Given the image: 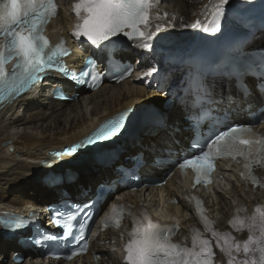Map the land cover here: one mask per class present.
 <instances>
[{
  "label": "snow or ice",
  "instance_id": "snow-or-ice-1",
  "mask_svg": "<svg viewBox=\"0 0 264 264\" xmlns=\"http://www.w3.org/2000/svg\"><path fill=\"white\" fill-rule=\"evenodd\" d=\"M228 4L229 0H219L214 5L210 26H203L204 31L215 33L220 30L225 5ZM153 6L154 0H76L73 10L82 23L75 26L73 35L78 39L85 37L94 47L106 46V42L114 43L113 38L123 35L129 40L141 41L140 47L149 49L160 26L157 25L155 31L149 32L142 30L141 26L149 27V10ZM56 13L55 0H0V37H3L0 40V101L26 91L46 70H56L77 83L87 82L85 78L89 77L95 80L99 75L94 61H90L79 73L64 65L61 58L68 50L63 48V42L53 46L44 35L45 25ZM199 24L197 21L191 27L196 28ZM13 58L16 63L9 73L6 64ZM123 120L124 116L121 115L119 119L102 123L86 138V142L93 144L116 135L123 127ZM81 146L74 144L66 148L65 152L72 154ZM55 155L59 156L60 153ZM225 155H240L245 161L255 158L258 163L264 164V135L254 133L247 126L230 127L215 134L214 138H210L199 148L197 155L185 159L180 167L184 169L191 166L196 172V182L199 183L201 178L210 175L213 162ZM245 169L249 170L250 175L248 163H245ZM241 175L245 176V173L242 172ZM251 178L256 182L254 176ZM197 211L199 214V209ZM54 214L58 218L57 222H60L61 213L57 210ZM122 214V206H114L109 219L119 227ZM72 218L69 215L67 221ZM201 219L207 228L210 222L206 217L202 216ZM230 223H234L237 230L246 228L249 232L248 239L243 242L235 241L231 233H219L209 228L217 238L218 246L221 239L224 241L221 251L229 257L228 264H233V249L239 253L241 248L245 258L238 260L237 264H264V208L257 206L253 215L246 218L237 216ZM133 224L125 245V264H209L208 257L213 255L210 242L198 230L192 229L194 235L192 247L189 248L172 242L174 229L153 222L146 212L141 218L133 216ZM65 226L68 227V224Z\"/></svg>",
  "mask_w": 264,
  "mask_h": 264
},
{
  "label": "bare ground",
  "instance_id": "bare-ground-1",
  "mask_svg": "<svg viewBox=\"0 0 264 264\" xmlns=\"http://www.w3.org/2000/svg\"><path fill=\"white\" fill-rule=\"evenodd\" d=\"M234 0H229V3ZM172 9L168 6L163 8L164 12L172 10L171 15L166 19H173V15H183L188 18L189 15H198L195 20L209 11L207 6L218 3L219 0H170ZM155 15H159L156 13ZM175 16V17H176ZM189 19V18H188ZM177 21V20H174ZM61 31H65L68 27L65 11L62 18L59 17L57 22ZM155 31V30H154ZM264 33L261 38L253 40L248 47L257 46L262 42ZM71 47H75L73 42L69 43ZM133 52L142 54L146 59L155 62L156 56L160 57L155 51L149 52L142 50L135 42H128L124 45L119 53L125 58H132ZM85 54L82 51L74 49L72 55L68 59L71 67H79L76 61ZM139 59H136L138 62ZM144 62L140 63L139 70L135 71L129 79L120 84H103L96 92L85 93L79 99L73 102H56L49 99L47 88L44 84H40L34 93L25 95L18 99L9 107L0 109V212L24 213L28 211H38L42 217V209L51 202H56L60 196L61 189L67 190L72 198L78 194L79 186L86 188L91 185L92 188L105 177H114L113 170L118 164L124 163V157L135 154L137 151L149 153L156 149L160 140H164L161 136L167 134L165 129L143 130L136 138L129 141L124 152L119 156L115 164L108 166L105 163H97L81 173L77 174L73 182H65L56 184H47L43 181L31 178V176L42 169V161H53L48 156L49 149H57L63 145L69 144L80 139L101 119L111 114L127 108L135 107L136 104L146 99H156L157 92L153 88L144 86L141 79H149L148 69L152 64L144 66ZM174 74H169V78ZM60 82V79H56ZM224 86L222 87V89ZM166 123L175 124L182 121V112L179 105L174 102L166 109ZM184 124H178L182 127ZM189 133L183 131L180 140ZM182 143V142H181ZM186 146V143H184ZM178 147V146H176ZM54 162V161H53ZM44 169V168H43ZM44 172V171H43ZM39 174V173H38ZM38 177V176H37ZM164 190V189H163ZM167 193H171L173 186L168 183L165 187ZM121 193L126 194L122 191ZM157 191L150 189L147 193V203L149 206L159 205L156 198ZM254 195L253 197H257ZM141 193L132 194L129 200L132 203H138ZM233 201H243L251 204L248 193L241 186L232 185L230 190L221 196L216 204H211L212 211L219 214L217 219L220 221L222 215H227L231 203ZM165 213L175 211L179 219L182 221L183 214L181 209L172 206H161ZM185 223V221H183ZM111 236H106L109 239ZM97 250L101 253L103 260L99 264H107L112 261L114 264L118 262V250L114 245H99ZM15 252L28 254L31 257L21 264H76L51 262H42L39 257L34 256L30 251H23L20 246L9 240L0 239V264H11V256ZM222 264L226 262L219 258ZM82 264H94L86 257Z\"/></svg>",
  "mask_w": 264,
  "mask_h": 264
},
{
  "label": "water",
  "instance_id": "water-1",
  "mask_svg": "<svg viewBox=\"0 0 264 264\" xmlns=\"http://www.w3.org/2000/svg\"><path fill=\"white\" fill-rule=\"evenodd\" d=\"M130 122H131V118H130V120L127 122L126 128H125V130L123 131V133H125V132L128 130V128H129V126H130ZM97 148H98L97 144H94V145H87V146H85V147H82V148H81L77 153H75L73 156L68 157L66 161L69 163L71 160L77 159V158L81 157L82 155H84V154H86V153H89V152L94 151V150L97 149Z\"/></svg>",
  "mask_w": 264,
  "mask_h": 264
},
{
  "label": "rangeland",
  "instance_id": "rangeland-1",
  "mask_svg": "<svg viewBox=\"0 0 264 264\" xmlns=\"http://www.w3.org/2000/svg\"><path fill=\"white\" fill-rule=\"evenodd\" d=\"M198 15H196V14H193V15H189L188 16V18H189V20L190 21H192L193 22V20L197 17ZM90 168V167H89ZM45 170V168L43 169H41L40 171H38V172H35L32 176H31V178H33V179H37V180H41L40 179V176H41V174L43 173V171ZM45 172V171H44ZM39 173V174H38ZM38 176V177H37Z\"/></svg>",
  "mask_w": 264,
  "mask_h": 264
}]
</instances>
